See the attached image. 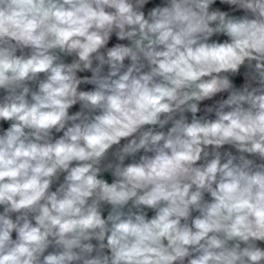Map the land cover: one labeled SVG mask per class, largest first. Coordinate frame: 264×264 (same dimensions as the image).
Listing matches in <instances>:
<instances>
[{
	"label": "clouds",
	"instance_id": "1",
	"mask_svg": "<svg viewBox=\"0 0 264 264\" xmlns=\"http://www.w3.org/2000/svg\"><path fill=\"white\" fill-rule=\"evenodd\" d=\"M0 264H264V0H0Z\"/></svg>",
	"mask_w": 264,
	"mask_h": 264
},
{
	"label": "crops",
	"instance_id": "2",
	"mask_svg": "<svg viewBox=\"0 0 264 264\" xmlns=\"http://www.w3.org/2000/svg\"><path fill=\"white\" fill-rule=\"evenodd\" d=\"M151 5H149V7H150ZM116 41H115V37H113V40L110 42V44L111 43H115ZM81 75H90V73H82ZM237 83L239 84L240 83V81L239 80H237ZM92 86H82V88L84 89V90H88L89 88H91ZM78 108H79V106L77 105V106H74L72 109H70V113L71 112H75V111H77L78 110ZM8 125L5 123V124H3L2 125V127H4V128H6ZM122 143H123V141H122ZM103 178H105V179H107L109 182H111L112 181V176L110 175V173H104L103 174ZM106 214V213H105ZM152 213H149V215H151Z\"/></svg>",
	"mask_w": 264,
	"mask_h": 264
}]
</instances>
